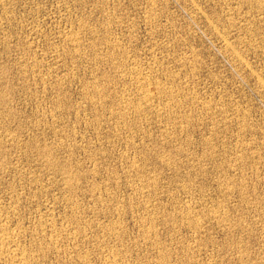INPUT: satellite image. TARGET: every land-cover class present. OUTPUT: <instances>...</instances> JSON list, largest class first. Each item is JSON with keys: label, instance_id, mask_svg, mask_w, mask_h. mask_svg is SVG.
Masks as SVG:
<instances>
[{"label": "rangeland", "instance_id": "1", "mask_svg": "<svg viewBox=\"0 0 264 264\" xmlns=\"http://www.w3.org/2000/svg\"><path fill=\"white\" fill-rule=\"evenodd\" d=\"M0 264H264V0H0Z\"/></svg>", "mask_w": 264, "mask_h": 264}, {"label": "bare ground", "instance_id": "2", "mask_svg": "<svg viewBox=\"0 0 264 264\" xmlns=\"http://www.w3.org/2000/svg\"><path fill=\"white\" fill-rule=\"evenodd\" d=\"M11 237V236H10ZM3 253V252H2ZM20 254V253H19ZM17 257V256H16ZM20 258V257H19ZM24 258V257H23ZM21 259V258H20ZM25 260V259H24ZM19 261V260H18ZM26 261V260H25ZM19 263H21V262H19ZM24 263V262H23Z\"/></svg>", "mask_w": 264, "mask_h": 264}]
</instances>
